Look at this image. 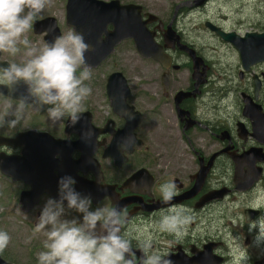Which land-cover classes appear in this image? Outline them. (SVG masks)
Masks as SVG:
<instances>
[{"label":"flooded vegetation","instance_id":"obj_1","mask_svg":"<svg viewBox=\"0 0 264 264\" xmlns=\"http://www.w3.org/2000/svg\"><path fill=\"white\" fill-rule=\"evenodd\" d=\"M192 1L182 0L175 9V18L173 14L170 19L159 18L152 14L157 19L151 22L147 21L146 14L150 13L146 8L137 5L142 8L141 20L147 22L146 28L153 33L154 42L164 47V52L170 60L168 68L165 69L159 62L140 56L143 60L156 64L160 71L155 77L139 78L136 83L137 87H134L136 94L132 98V89L125 78L130 90L126 104L133 107L134 112L139 114L138 123L130 135L124 134L128 120L125 116L114 112L111 106V100L106 92L109 77L107 76L104 84L106 103L103 110L105 115L102 114L104 112H99L97 115L92 108L83 111L90 115V125L93 130L89 128L91 131L87 133L85 145H82L81 150L73 149L69 156L74 163L80 159L82 153L87 157V165L78 167L79 169L70 175L75 180L74 189L77 188L78 178L79 182L88 185L89 195H97V191L105 187L107 191L112 192L116 202L125 200V203L120 202V207L127 214L122 234H127L131 239L137 264H140V258L143 255L140 248L146 241H150L152 251H158L169 257L173 264H223L227 262L229 256L226 258L223 256L221 244L213 237L202 239L199 230L212 228L216 221L222 218L219 215L222 202H233L237 195L264 192V134L255 133L254 119L243 113L244 97H249L253 104L260 107L264 115V63H256L246 70L240 61V67L234 78L226 75L224 69L219 71L215 68L214 63L206 60L201 54H204L203 49L192 42L188 35L184 36L176 25L179 8L184 7L187 13L192 9H203L212 4L214 0H207L201 6H193ZM120 4L136 5L122 2ZM206 24L204 25L206 29L220 42L222 37L217 32L226 33L224 36L233 33L240 38H243L246 33H252L251 29V32L239 35L236 32L225 30L218 23H208L213 29L207 27ZM258 24L257 22L253 26H258ZM169 25L174 35L178 37L179 44L192 49L195 55L202 60L197 70L194 69L188 54L181 51L177 43L166 44L164 32ZM112 29L111 25L107 27L108 31ZM263 32L264 28H261L256 33ZM225 41L227 45L236 49L232 43ZM122 42H130L135 49L133 40ZM238 55L240 60L239 52ZM182 57H185V62L181 61ZM255 68L261 71L256 73ZM184 71L186 72L185 77L180 78L178 73ZM163 73L170 75L168 85L163 84ZM196 74H203V76L196 79ZM255 79L259 84L258 89L255 87ZM181 92L186 96L177 102L178 96H184L180 94ZM65 122L59 130L52 132L37 126L24 128L17 125L11 130L7 127L6 131L0 132V136L16 139L18 135L28 131L46 132L56 140L76 143L81 137L80 134L74 130L67 134ZM129 122L134 123L135 120L131 118ZM13 144L17 146H1L0 153L10 157L21 156L26 144L18 142ZM53 159L47 174L35 166L32 168L38 176L46 177L49 183L41 187L43 192L38 197V201L28 209H24L20 195L31 191V184L19 179L20 177L13 179L0 171V175L10 178L13 184L20 185L19 188L14 189V197L17 199V204L21 206V210L35 220L31 227L32 231L44 206V201L49 197L56 199L54 196H59L57 178L59 171L71 169L70 163H64L62 156L56 155ZM236 160L240 164L241 177L253 180L255 176H258L251 185L242 190L237 189L240 183L238 184L236 176ZM139 170L145 172L129 183V186H124ZM14 175L17 174L14 173ZM169 181L177 185L178 195L172 201L165 203L160 186ZM75 191L77 192L76 189ZM91 200L93 208L98 206L107 208L113 205L108 195L99 201H93L92 198ZM14 203L16 204V200ZM173 207L188 209V214L192 217L185 233L180 238L174 234L161 232L158 228L161 217ZM247 210L252 211L248 219L245 215ZM260 212L262 213L254 208L246 209L243 213L245 222L248 224L253 222ZM66 218L80 219L81 214L68 210ZM2 219L3 214L0 211V221ZM0 231L3 230L0 228ZM39 235L41 246L36 245L34 249H26L28 264H38L37 254L43 250L44 241L43 235ZM254 239L256 241L257 238H253L252 241ZM247 240L249 239H246V244ZM205 249L209 251L208 260L199 262ZM10 254L11 252L6 248L3 253H0V259L6 264H16ZM254 263L255 261L252 264Z\"/></svg>","mask_w":264,"mask_h":264},{"label":"clouds","instance_id":"obj_2","mask_svg":"<svg viewBox=\"0 0 264 264\" xmlns=\"http://www.w3.org/2000/svg\"><path fill=\"white\" fill-rule=\"evenodd\" d=\"M51 2L0 0V53L21 57L19 63L0 65V83L8 86L10 97L21 84L27 89V95L16 100L15 105H6L0 115V128H15L26 108L40 111L44 106H48L47 118L53 126L65 118L74 126L91 95L92 89L85 83L92 75L85 57L91 45L83 34L69 30L42 46L27 38L35 20ZM8 116L12 118L6 119ZM74 184L72 177H61L59 199L49 197L36 219L34 234L44 237L43 250L37 254L38 264H137L132 241L122 234L126 211L117 204L93 208L91 198L76 192ZM160 191L165 203L178 195L172 181L162 184ZM67 210H74L81 218H66ZM188 212L183 207L171 208L158 222L159 230L180 238L192 220ZM262 239L264 233L259 232L257 242ZM10 240L7 232L0 231V253ZM140 250V264H173L169 257L152 251L150 241L144 242Z\"/></svg>","mask_w":264,"mask_h":264},{"label":"rangeland","instance_id":"obj_3","mask_svg":"<svg viewBox=\"0 0 264 264\" xmlns=\"http://www.w3.org/2000/svg\"><path fill=\"white\" fill-rule=\"evenodd\" d=\"M102 1L109 2L111 0ZM119 1L143 6L150 14L159 18L170 19L182 0ZM66 3L67 0H52L51 4L45 7L35 21L48 17L54 18L61 36L69 30H73V28L66 25ZM184 9L182 7L177 11V27L184 36L188 35L192 42L203 49L205 55L201 54L206 60L214 63L215 68H218L219 71L224 69L226 75H231L234 78L238 67H240L237 50L233 46L227 45L222 36L220 42L204 25L209 22L212 24L218 23L225 30L236 32L239 35L251 32V29L252 32H259V29L264 28V0H214L212 4L200 9L202 11L192 9L186 13ZM257 22L259 23L258 26H253ZM26 35L37 46H42L45 43L44 34H34L33 27ZM221 43L227 46H223ZM0 60L8 63H19L21 57L19 55L12 57L7 53H1ZM181 61L185 62V57H182ZM90 71L92 74L91 79L85 83L91 87L92 92L83 104V111L92 108L98 115L99 112H104L103 109L106 103L104 84L107 76L111 73L115 71L123 73L132 89V98L136 94L134 87H137L136 83L139 78L155 77L160 69L156 64L143 60L130 42H122L116 47L109 59L97 68H90ZM260 71L259 68L254 69L256 73ZM185 75V71L178 73L180 78L185 77ZM16 103L17 101L0 95V115L4 114L6 105H15ZM47 107L44 106L40 111L26 108L23 119L18 124L19 127H43L48 132L59 130L66 118L53 126L47 118ZM102 114L105 115V112ZM11 118V116L6 117V119ZM6 128H0V132L6 131ZM11 181L10 178L0 175V211L3 214L0 228L11 237L7 248L16 264H28V251L26 249H34L36 245L40 247L41 238L39 234H34L35 226L32 231L31 227L35 220L21 210V206L17 204V199L14 197V189L19 188L20 185L13 184ZM15 200L16 204L14 203ZM248 208L262 211L249 224L245 222L243 216L244 211ZM219 215L222 218L218 219L212 228L200 229L199 234L202 239L213 237L221 244L223 256L225 258L229 256V260L223 264H252L253 261H260L264 257V239L259 243L257 239L256 241L255 239L252 240L255 237L257 238V235L259 236V232L264 233V192L237 195L233 202H222ZM246 239H249L247 244L245 243Z\"/></svg>","mask_w":264,"mask_h":264},{"label":"water","instance_id":"obj_4","mask_svg":"<svg viewBox=\"0 0 264 264\" xmlns=\"http://www.w3.org/2000/svg\"><path fill=\"white\" fill-rule=\"evenodd\" d=\"M206 1L207 0H193L191 3L193 6H201ZM141 10L142 8L140 6L132 4L122 5L118 0H111L109 2L102 0H67L66 25L73 28L74 31L83 34L86 42L91 45V50L85 53L89 68L99 67L113 53L115 47L120 42L129 39L133 40L135 50L139 56L144 59H152L159 62L163 68H168L167 66L170 60L164 52V47L158 46L154 42L153 33L149 32L146 28L147 22H142L141 20ZM146 15L148 17V22L157 19L152 14ZM175 16L176 11L173 14V18H175ZM110 25L113 29L108 31L107 27ZM206 26L213 29L208 23ZM33 32L37 35L44 34V42L48 43L53 42L56 38L61 36L56 20L51 17L35 21L33 24ZM217 33L236 47L240 54V61L242 62L241 64L244 69L247 70L249 67L259 62L264 63V32L246 33L243 38H240L233 33L225 36L223 33ZM164 38L166 44L168 45L177 43L178 48L188 54L193 62L194 69L197 70L199 65L202 63V60L195 55V52L192 49L179 44V39L176 35H174L170 25L164 32ZM7 64V62L0 60V65L7 66ZM200 76H203V74H196L195 78L198 79ZM169 78L170 75L168 73H163L162 81L164 85L169 84ZM258 85V81L255 79L256 89H258ZM106 92L111 100V106L114 112L125 116L128 120V123L125 126L124 134L130 135L138 123L139 114L134 112L133 107H129L126 104V98L130 95V90L128 88L127 81L121 72H113L109 75L107 79ZM0 94L7 98L18 100L20 97L27 95V89L23 84H21L17 87L16 92L11 94L10 97L8 86L0 83ZM180 94H184V96H178L176 98L177 102H179L182 97L186 96L185 93L181 92ZM243 113L245 115H250L251 118L254 119V132L257 134H264V115L261 113L260 107L253 104L249 97H244ZM131 118L135 120L134 123L129 122V119ZM89 128L93 130L90 125V115L88 113H82L80 121L74 126L70 125L68 120L65 122V132L67 134L74 130L82 137H80L76 143H70L67 140H56L46 132L35 133L33 131H28L18 135L16 139H9L0 136V147L17 146L13 144L14 142L26 144L21 156L19 157H10L0 153V171L2 174L10 176L13 179L20 177L19 179L27 181L32 186L31 191L23 192L20 195V201L24 204V209L31 208L36 204L38 197L43 192V188L41 187L49 183L46 177H40L36 174L37 172L32 170L34 166L38 168V170L47 174V170L54 160L53 158L56 155L62 156L64 163H70L71 169H68L69 171H59L57 177L59 180L61 177L73 175L75 170L79 169L78 167L87 165V157L84 153H82L80 159L75 161V163L69 159V156L73 149L81 150V148L85 145L87 133L91 131ZM236 164L237 181L238 184L240 183V185L237 186V189L242 190L243 188H247L248 185H251V183H253L258 176H255L253 180L244 179L239 173L240 164L237 160ZM143 172L145 171L139 170L136 172L124 184V186H129V183L139 178L138 176H140ZM14 173L17 175H14ZM77 180L78 184L75 189L81 194V196H89L93 199V201H99L102 197L108 195L109 198H111L112 203L117 204L119 207L121 206L120 202L125 203V200L116 202L113 198L112 192L110 190L107 191L105 187L99 189L97 191V195H89L88 185L79 182L78 178ZM54 197L59 199V196L55 195ZM64 203L67 202L65 201ZM249 214H252V211L247 210L245 212L247 219ZM208 253V249H205L202 256L199 258V262L207 261ZM201 258L203 259L201 260ZM0 264L6 263L0 259ZM254 264H264V257Z\"/></svg>","mask_w":264,"mask_h":264}]
</instances>
